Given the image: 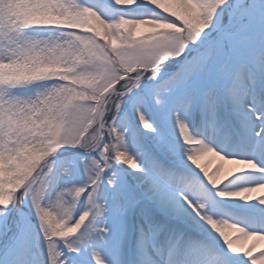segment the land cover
<instances>
[{"label": "snow or ice", "instance_id": "snow-or-ice-1", "mask_svg": "<svg viewBox=\"0 0 264 264\" xmlns=\"http://www.w3.org/2000/svg\"><path fill=\"white\" fill-rule=\"evenodd\" d=\"M260 242L264 0H0V264H264Z\"/></svg>", "mask_w": 264, "mask_h": 264}, {"label": "bare ground", "instance_id": "bare-ground-1", "mask_svg": "<svg viewBox=\"0 0 264 264\" xmlns=\"http://www.w3.org/2000/svg\"><path fill=\"white\" fill-rule=\"evenodd\" d=\"M209 162H210V163H209ZM201 163H202V164H205V163L209 164V169L211 170V168L214 167L216 163H220V162H219L215 157H212L211 155H209V156H207V157L202 158ZM225 167H226V168H229V167H233V165H231V164H226ZM255 195H256V196H259L260 193L257 192V193H255ZM249 243H250V241H249ZM261 248H264V242H260V243H259V246H258V248H257V251H259ZM254 254H255V253H254Z\"/></svg>", "mask_w": 264, "mask_h": 264}]
</instances>
